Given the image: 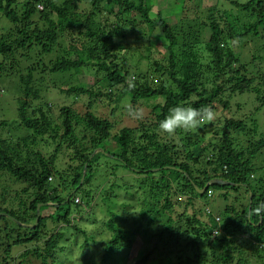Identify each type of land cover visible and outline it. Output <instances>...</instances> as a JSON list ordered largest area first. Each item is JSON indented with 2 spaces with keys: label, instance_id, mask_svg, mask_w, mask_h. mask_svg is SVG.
I'll use <instances>...</instances> for the list:
<instances>
[{
  "label": "trees",
  "instance_id": "obj_1",
  "mask_svg": "<svg viewBox=\"0 0 264 264\" xmlns=\"http://www.w3.org/2000/svg\"><path fill=\"white\" fill-rule=\"evenodd\" d=\"M81 1L90 9L75 11ZM185 1L179 3L183 11ZM153 2L0 0V20L12 26L0 36V76L19 75V127L29 132L0 140V264H29L31 256L42 264L54 262L64 248L65 227L84 235L80 250H85L95 236L78 226L74 214L84 220L96 217L97 198L113 204L100 228L110 232L102 258L111 259L108 264H264V221L249 215L264 202V161L257 163L264 137L253 134L254 120L226 118L222 127L219 120L216 128L178 131L173 138L158 127L176 106H210L216 113L221 105L226 112L230 103L225 94L253 93L264 105V43L259 42H264V0H218L196 18L179 17L173 24L170 16H152ZM156 29L161 34L155 48H145L148 56L131 55L143 48L122 46L131 36L151 38ZM254 41L256 54L246 58L243 51ZM60 48L62 56L48 64L38 59ZM160 48L166 56L153 57ZM39 70L90 71L88 85L67 90L90 100L86 113L64 106L54 121L51 104L34 107L42 100L44 81L35 76ZM159 96L165 102L150 105V121L118 133L113 121L91 111L103 98L114 105L113 116L125 101L136 105ZM6 125L0 122V128ZM54 144L53 152L43 150ZM98 148L114 157V167L101 159L103 153L93 156ZM60 153L68 164L61 170ZM120 167L133 174L127 182L115 181L108 190L92 188L101 173L114 175ZM9 178L27 186L12 197L1 189ZM217 180L225 184L208 185ZM216 190L223 191L227 202L242 190L240 205L234 198L222 209L214 208ZM24 243L28 249L14 256L13 248Z\"/></svg>",
  "mask_w": 264,
  "mask_h": 264
},
{
  "label": "rangeland",
  "instance_id": "obj_2",
  "mask_svg": "<svg viewBox=\"0 0 264 264\" xmlns=\"http://www.w3.org/2000/svg\"><path fill=\"white\" fill-rule=\"evenodd\" d=\"M60 4L63 3L64 0H57ZM241 2H245L247 0H240ZM84 1L78 2L75 7V11L81 12L83 10H89L90 6L83 3ZM181 0H154L155 7L152 11V16L155 17L158 13L159 15L169 17L168 20L170 23H175L178 21L179 17H186L188 16L191 19L196 18V15L204 12L203 10L207 7L212 6L213 4L217 3L218 0H193V1H185V11L181 10V7L179 3ZM179 5L178 8L177 6ZM39 10L42 9V5H38ZM174 14V15H173ZM37 20V18H36ZM11 23L7 20H0V36L11 28ZM161 34V31L159 29H156L152 33V37H145L144 39H141L139 41L136 40L135 36L130 37V41L128 43H124L123 47H140L142 49L143 53L136 52L135 50L131 53L133 56H148V51L145 49L147 46H151L155 48V45L157 44L155 37H159ZM208 37V34L205 33L202 41H206ZM151 39V40H150ZM255 43H249L248 48L243 51V55L247 58L250 57L252 54H256V47L257 42ZM260 43H264L262 41H259ZM137 44V45H136ZM65 45V44H64ZM62 48H60L54 55L51 56H45L39 57L41 58L43 63L48 64L51 60H55L57 57L62 56L61 55ZM37 52V51H35ZM156 58H162L166 55L163 54L161 48L159 50H154L153 57ZM141 57V58H142ZM140 63V65H143L141 67H146V64L143 59L136 60ZM134 61V62H136ZM153 62V61H152ZM24 65V67H27ZM92 73L86 72L85 70H81L79 72L72 71L68 73H61V74H52V73H42L41 70L36 72L35 76L37 78H43L44 83L41 85V92H42V100L38 102H33V106H39L44 103H49L52 105V114L51 118L52 120H58V116L60 115V109L64 106H71L74 108L79 114L84 115L87 111V105L89 104L90 100L87 97H79L75 98L73 95H68L67 90H69L72 87H79L81 84L84 86L88 85L87 81L91 80L89 77ZM93 80V78H92ZM104 83L108 84L107 81H103ZM87 83V84H86ZM35 88H39L38 84L34 85ZM62 89V93H61ZM106 92V88L103 90ZM22 95L21 91V83H20V77L19 75H2L0 76V122L6 121L7 125L5 127L0 128V140L8 138H18V137H24L25 135L29 134L27 130H25L22 127H19V119H18V107L20 106V98ZM224 100H228L230 103V108L228 111H223L222 106L218 105L216 112L217 118L215 121L211 123H207L206 126L197 128L198 130H201L204 127L208 128H216L220 123L217 121H221V126H223L222 121L226 118H235V119H242L246 118L248 120H254V124H256V127L254 128L253 134H256L258 139H261V137H264V105H260V101L257 99V95L253 93H245V94H236V95H229L225 94L223 95ZM42 101V102H41ZM165 102V98L162 96L159 97H153L150 100H146V102H140L136 105L129 103L128 101H125L124 103L120 104V107L115 112V115L112 116V110L114 109V105L109 102L107 98H103V100H97L94 102V106L91 109L93 113H95L97 116L101 118H107L113 121V123L116 126L115 133H118L121 129L125 127L135 128L140 127L142 122H148L150 121L152 117V109L150 108V105L154 106L155 104H163ZM147 103V104H146ZM131 105L133 108H142L145 112V118L142 120L133 119L128 111V106ZM53 115V116H52ZM220 118V119H219ZM251 123V122H250ZM51 142V141H50ZM55 148L54 145H50L48 149H43L45 152H53ZM112 151V147L110 149ZM103 161H107L109 166L114 167L116 164V161L109 158V157H102ZM68 160V159H66ZM57 167L59 170L67 168L68 164L66 163L63 154H59ZM264 161V150L262 151L261 155L257 159L258 164H263ZM120 170L117 171L114 175H111V172H103L101 173V177H97L93 181L92 188L95 189L97 186H101L102 189L108 190L109 185L113 184L115 181L121 182V179H126L127 182L129 178L133 176L132 173H128L123 168H119ZM101 172V170H100ZM126 172V173H125ZM27 186L26 184L17 181L13 178H9L3 181L1 189H6L9 193H11L12 197L15 196L16 192L18 193L19 190H21L23 187ZM215 206H217L218 209H222L226 206V204H230L233 202L234 198H238V200L234 201L236 204L239 200H241L240 195L243 194L242 190H239L238 192H233L231 196V200L227 202L223 198V191L216 190L215 191ZM97 200V201H96ZM95 200V204L93 206L97 205L96 209L93 210L96 217H91V219L88 217L87 219H83L80 217V215L74 214V221L78 224L79 227L85 228L87 230V233H94L95 240H92L89 244V246L85 247V250H80V247L82 246V241L85 240V237L83 234L78 235L72 228L65 227L63 228V231L65 232V240L62 241V246L64 247L62 251H60V254L58 255L57 259L55 261H47L44 264H108L112 262L110 259L109 261L104 262L102 260L103 256L105 255V249H104V243L109 239L110 232H104L101 233V227L104 226L105 221L107 220V216L109 214L106 212V209L112 210V205L109 202H103V200L97 198ZM237 205H240V202L237 203ZM103 207L105 209H103ZM116 208V207H115ZM104 210V211H103ZM215 210V209H214ZM52 210L49 208L46 213L51 212ZM89 212H92L90 210ZM45 213V214H46ZM83 219V220H82ZM49 224H53L50 219L48 220ZM53 226V225H51ZM60 227V226H59ZM126 228H130L129 226ZM84 237V238H83ZM84 239V240H83ZM28 249V245L22 244L18 245L13 248V255L17 256L19 253L22 254ZM83 252L84 254H81ZM132 252V251H131ZM70 253L73 254V258L70 256ZM136 254V253H135ZM133 255V253H131ZM27 261L29 264H42V260L35 258V257H27ZM87 261V262H86ZM122 261H118L117 264H121Z\"/></svg>",
  "mask_w": 264,
  "mask_h": 264
},
{
  "label": "clouds",
  "instance_id": "obj_3",
  "mask_svg": "<svg viewBox=\"0 0 264 264\" xmlns=\"http://www.w3.org/2000/svg\"><path fill=\"white\" fill-rule=\"evenodd\" d=\"M128 112L133 119L137 120L144 119L146 115L142 108H133L131 105L128 106ZM216 118V113L210 106L203 108L176 106L169 110V115L159 122L158 127L161 133L166 134L169 138H173L177 135L178 131H193L204 123L215 121ZM249 215L259 217L261 221H264V202L251 208Z\"/></svg>",
  "mask_w": 264,
  "mask_h": 264
},
{
  "label": "water",
  "instance_id": "obj_4",
  "mask_svg": "<svg viewBox=\"0 0 264 264\" xmlns=\"http://www.w3.org/2000/svg\"><path fill=\"white\" fill-rule=\"evenodd\" d=\"M99 152L103 153L104 156H106V157L114 158V157H113L112 155H110L109 153H106L105 150H104L103 148H98V149H96V150L94 151V153H93V156H94L95 154L99 153ZM153 171H157V169H154ZM86 174H87V166L85 167V170H84V173H83V179H82V182L84 181ZM217 183L225 184L224 182H222V181H218V180H217V181H212V182L209 183L208 185H210V184H217ZM204 191H205V189H203V190H199L200 193H204ZM40 216H41V204H39V205H38V208H37V219H36V223H35V225L38 224ZM14 221H15L17 224L22 225L23 227H32V228L34 227V225H33V226H29V225H26V224H22V223H20L19 221L15 220V219H14Z\"/></svg>",
  "mask_w": 264,
  "mask_h": 264
},
{
  "label": "built area",
  "instance_id": "obj_5",
  "mask_svg": "<svg viewBox=\"0 0 264 264\" xmlns=\"http://www.w3.org/2000/svg\"><path fill=\"white\" fill-rule=\"evenodd\" d=\"M77 201H79V200H77Z\"/></svg>",
  "mask_w": 264,
  "mask_h": 264
}]
</instances>
